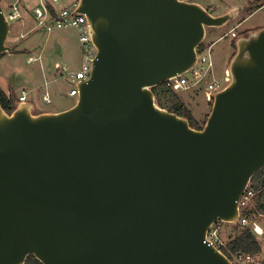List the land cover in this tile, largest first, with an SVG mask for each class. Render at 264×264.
<instances>
[{
  "label": "water",
  "instance_id": "water-1",
  "mask_svg": "<svg viewBox=\"0 0 264 264\" xmlns=\"http://www.w3.org/2000/svg\"><path fill=\"white\" fill-rule=\"evenodd\" d=\"M214 16L186 0H78L97 51L68 110L0 104V264H234L207 239L238 226L264 169V27L236 38L201 130L153 89L190 73ZM11 24L0 7V57ZM63 76V74H62Z\"/></svg>",
  "mask_w": 264,
  "mask_h": 264
},
{
  "label": "rangeland",
  "instance_id": "rangeland-1",
  "mask_svg": "<svg viewBox=\"0 0 264 264\" xmlns=\"http://www.w3.org/2000/svg\"><path fill=\"white\" fill-rule=\"evenodd\" d=\"M17 0H0V7L3 9L6 15H9L13 11V4ZM19 1V0H18ZM29 4V6L38 7L35 10L40 9L41 0H23ZM22 1V3H23ZM63 3L62 8H70L71 5L76 0H61ZM190 3H197L201 6L208 7L212 5L220 9L223 5H238L233 8H241V11L237 15L235 22L230 23L224 29H210L206 31V40L204 43V51L207 50V54L211 59L213 67L211 72H209L208 78L204 80L203 83L194 87L190 90H172L168 84L167 86H162L157 89V97L160 103L169 109L173 104V92H175L182 102L190 100L192 107L194 108L192 112L196 119L194 120L202 126L206 121V117L211 112L212 100L206 98L205 89L214 80L221 81L225 84L224 80L227 77V66L229 64L230 58L227 55L230 48L231 35L229 31L236 27L239 22L244 24L241 27H237L236 32H241L242 30H249L250 28H256L257 25L264 23V8H260L264 5V2L260 5L259 8L255 7L250 9L249 7L244 9L242 4L247 0H186ZM252 4L250 5V7ZM205 8V7H204ZM34 10V11H35ZM251 10L256 11L254 14H251ZM242 12V13H241ZM27 13V23L29 27L36 26L37 22L32 16V12ZM31 17V18H30ZM24 21L26 20L23 17ZM23 20H16L11 22L10 35L7 41V46L12 49V53L4 55L2 58H12L15 62L13 63L14 67H11V72L14 79V96L18 101L21 91L24 90L28 93V100H33L35 104L37 100L40 101L36 104V113H57L56 109H70L77 101V98L70 97V91L72 90L71 80L72 76L80 71L82 67V47L79 41V37L76 31L74 30H54L50 33L33 30L31 33L24 32L23 25L26 22ZM238 33L237 37L248 34ZM21 35H26L25 38H21ZM235 40V39H234ZM233 40V41H234ZM232 43L231 55L235 53V49ZM28 49V50H25ZM35 60L33 63H28V55ZM0 58V59H2ZM9 60V59H8ZM43 64L45 68V78L41 77L40 66ZM209 69L208 64L204 65V71ZM61 73L63 76H61ZM191 76V74H190ZM41 78V79H40ZM37 80L36 85H42V89L35 92H30L32 89V84ZM44 80L47 83L44 85ZM226 86L228 84H225ZM225 86V87H226ZM4 89L7 93L11 92V85L8 82H4ZM173 91V92H172ZM50 97L51 103L47 104L44 101V96ZM18 98V99H17ZM208 101V106L206 105ZM30 103V102H28ZM32 104V103H31ZM63 111V110H62ZM191 113V112H190ZM192 115V113H191ZM259 223L262 225L264 230V217L258 219ZM221 236V241L224 244L228 243L229 240L235 238L238 235L237 231L233 226L220 223L217 227ZM262 253L259 256H256V264L264 263V236L259 238ZM243 264V263H242ZM246 264V263H244Z\"/></svg>",
  "mask_w": 264,
  "mask_h": 264
},
{
  "label": "built area",
  "instance_id": "built-area-1",
  "mask_svg": "<svg viewBox=\"0 0 264 264\" xmlns=\"http://www.w3.org/2000/svg\"><path fill=\"white\" fill-rule=\"evenodd\" d=\"M58 0L45 1L41 4L40 9L32 11V16L36 20L37 25L34 30H41L47 33L56 30H74L77 32L79 41L82 47V67L80 71L72 76L71 86L72 90L70 91V97H78V89L76 84L79 82H86L90 79L93 71V63L97 56V51L94 48L90 35L88 33L87 19L85 15H74V12L77 8L75 4L71 8H57ZM50 7L53 8L54 13L50 10ZM261 8H264L262 5ZM9 22L16 20H23L22 10L19 6V3L13 5V11L6 15ZM26 35H21V38H25ZM208 64L209 69L204 71V65ZM213 67L211 59L207 54V50L200 53L198 51V61L195 68L188 74L172 79L168 82V86L172 90H190L194 87H197L208 78L209 72ZM191 74V76H190ZM225 84L229 83V77L224 80ZM224 83L218 80H214L205 89L206 98L212 100L214 94L220 92L225 88ZM20 102L27 101V94L22 93V96L19 98ZM48 103L50 101L46 100ZM256 196V192L249 186L244 195L239 200V209L241 212V217L239 218L238 225L242 228L250 229L253 234L257 237L264 236V230L262 225L257 221L260 218H263V215H257L253 218L245 216L244 213L252 210L254 208L253 201ZM220 223H217L210 228L207 239L212 245L220 250V248H226V243L221 241V236L219 229L217 228ZM256 256L251 255H241L235 258L237 264H256Z\"/></svg>",
  "mask_w": 264,
  "mask_h": 264
},
{
  "label": "trees",
  "instance_id": "trees-1",
  "mask_svg": "<svg viewBox=\"0 0 264 264\" xmlns=\"http://www.w3.org/2000/svg\"><path fill=\"white\" fill-rule=\"evenodd\" d=\"M261 5V1L255 2L252 4L250 9H254L255 7L259 8ZM261 8V7H260ZM50 10L52 13H54V10L52 7H50ZM236 39L233 41L234 49L236 50ZM200 53L204 51V46H202L199 49ZM1 56L0 58H2ZM168 83L163 84L162 86H167ZM160 86V87H162ZM158 87V88H160ZM153 89V92L156 95L157 103L164 109L175 113L179 117L185 118L189 121L190 126L194 129L201 130L202 126L197 124V122L194 120L193 116L191 115L190 111L187 109L184 102H182L179 98V96L173 92V101L174 104L167 109L164 107L157 97V89ZM17 100L14 95H6L2 89L0 88V104L4 111L8 113L9 115L12 114L16 108ZM207 119V117H206ZM251 188L256 192V196L253 201L254 208L248 212H245L244 215L248 216L249 218H253L257 215H263L264 217V169L260 170L252 179L251 181ZM237 231L240 230V226L238 225L235 227ZM220 250L234 263L235 258L241 255H251V256H259L262 253L261 244L259 241V238H257L253 232L248 228H242L238 235L235 236V238L229 240V242L226 244V248H220ZM25 264H41L34 256H30L27 258ZM264 264V263H263Z\"/></svg>",
  "mask_w": 264,
  "mask_h": 264
},
{
  "label": "crops",
  "instance_id": "crops-1",
  "mask_svg": "<svg viewBox=\"0 0 264 264\" xmlns=\"http://www.w3.org/2000/svg\"><path fill=\"white\" fill-rule=\"evenodd\" d=\"M22 1L23 0H17V2L19 3V6H20V8H21V10H22V14H23V16H24V18L26 19L25 21H24V19H23V21L22 22H25L24 23V25H23V30H25L24 32H26V34L27 33H31L34 29H35V26L33 27V26H31V27H29V25H28V23H27V19L28 18H26L27 17V13H26V11H28V12H32V11H34L35 9H37L38 7H34V8H32V6H29V4L27 3V2H25V1H23V3H22ZM45 1H51V0H41V2H40V7H41V4L42 3H44ZM258 1H261V4L264 2V0H247L246 1V3L244 2L243 4H242V6L244 7V9L246 10V8H250V5L251 4H254L255 2H258ZM16 1H15V3H17ZM14 3V4H15ZM78 3V0H76V1H74V3L71 5V7H73L75 4H77ZM13 4V5H14ZM235 6H238L237 4L236 5H234V4H231V5H223L220 9H218L217 7H213L212 5H209L208 7H206V5H204V7H205V9L208 11V12H210L212 15H214V16H221V15H223V14H225V13H227L229 10H231L233 7H235ZM62 8L63 7V3H62V1L61 0H58V5H57V8L59 9V8ZM70 7V8H71ZM203 7V6H202ZM262 7V6H261ZM241 9V8H240ZM256 11H254V10H251V14H254ZM242 13V12H241ZM31 18V17H30ZM245 20H247V19H245ZM244 20V21H245ZM244 21L243 22H239L238 23V25L235 27L234 26V28H232L228 33H229V35H231V42L234 40V39H236L237 38V36H238V33H245V32H251V31H255V30H258V29H261V28H263L264 27V23H262V24H259V25H257L258 27H256V28H250L249 30H242L241 32H236V29H237V27H241V25L242 24H244ZM222 29H224V28H222ZM230 42V50H229V52L227 53V55L230 57L231 56V58H232V55L230 54L231 53V48H232V43ZM25 50H28V49H25ZM26 56L28 55V63L29 62H34L35 60L37 61V59H33L32 57H30V53H28L27 52V54H25ZM9 57H11L10 56V54H9ZM230 58V59H231ZM9 59V60H8ZM15 61L14 60H12V58H2V59H0V88L2 89V91L6 94V95H8V96H10V95H14V85L13 84H15L14 83V79H13V73H11V72H9V73H7L8 71H11V67H14V65H13V63H14ZM41 68H40V73H41V77H43V79L45 78V74H46V72H45V68H44V66H43V64H41V66H40ZM227 68H228V66H227ZM11 74H12V76H11ZM61 76H62V73H61ZM41 79V78H40ZM4 82H8L10 85H11V92L10 93H7L6 91H5V89H4ZM13 83V84H12ZM36 83H37V80L35 79V82L32 84V89L30 90V92H35V91H37V90H40V89H42V85H40V86H37L36 85ZM46 82H45V80H44V85L46 86ZM23 92H25L26 93V91H24V90H22L21 91V94H20V96H19V98L22 96V93ZM26 94H28V93H26ZM28 96L29 95H27V101L26 102H30V103H32L34 106H35V110L37 109L36 108V104L39 102V104H41L40 103V101H38L37 100V103L35 104V102L33 101V100H31V101H29L28 100ZM18 99V98H17ZM44 101L47 103V104H49V103H51V99H50V97L49 96H47V94L44 96ZM19 100V99H18ZM46 100H48V101H50L49 103L46 101ZM192 103H194V102H191L190 100H188L187 102L186 101H184V104L186 105V107H187V109L192 113V116L196 119V117H195V115H194V112H192V110L194 109L193 107H192ZM206 105L208 106V101H206ZM194 106V105H193ZM62 110L63 111H65V109H56V112L58 113V112H62ZM68 110V109H67ZM39 113H44L43 111L42 112H39ZM197 120V119H196Z\"/></svg>",
  "mask_w": 264,
  "mask_h": 264
}]
</instances>
